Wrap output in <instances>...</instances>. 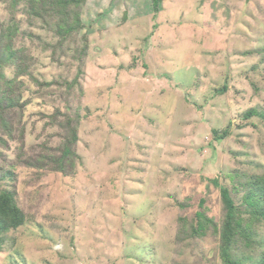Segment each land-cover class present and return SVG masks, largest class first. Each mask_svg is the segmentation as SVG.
Segmentation results:
<instances>
[{"label": "rangeland", "instance_id": "1", "mask_svg": "<svg viewBox=\"0 0 264 264\" xmlns=\"http://www.w3.org/2000/svg\"><path fill=\"white\" fill-rule=\"evenodd\" d=\"M26 9L0 0L21 70L5 77L24 104L0 146V168L14 174L0 189L26 216L0 264H224L221 187L246 221L241 184L264 165V0H160L158 11L151 0H86L83 28L65 41ZM71 128L73 170L38 162ZM199 219L202 238L188 227Z\"/></svg>", "mask_w": 264, "mask_h": 264}, {"label": "trees", "instance_id": "2", "mask_svg": "<svg viewBox=\"0 0 264 264\" xmlns=\"http://www.w3.org/2000/svg\"><path fill=\"white\" fill-rule=\"evenodd\" d=\"M8 1L11 2L12 7H16L19 3H24L27 6L26 13L32 18L40 19L45 24L48 23L55 35L62 36V41L68 39L72 34L78 33L83 28L81 26L83 22L81 11L86 0ZM159 3L160 0H151L153 11H158ZM14 30V27H10L8 31L3 30L0 34V80H3V83L0 84V146L2 147L6 145L9 139L13 138V127L15 124L20 123V116L24 109L20 93H16L17 88L19 89L16 79L5 77V70L8 65H12L13 67L17 65L15 78L21 73L20 65L17 64V62H20V59L11 45L12 35H15ZM81 51L82 55H84L86 48H83ZM16 55L17 57H15ZM252 115H257V113L250 109L246 112L245 117L249 118ZM260 115L264 118V112L260 113ZM67 121H73V118L68 117ZM213 133H215V139L220 140L224 136H227L228 129L222 130L220 135L215 130ZM4 135L7 136V139L3 138ZM76 139L75 129L71 128L69 137L64 141L59 152L56 154L51 152V156L40 157L38 162H46L48 163L46 165L53 166L54 170L61 173H70L75 164L74 158H77L72 148ZM46 165L45 167H47ZM42 167L44 166L40 165V168ZM261 169V174L251 176L241 184V188H243L241 203L245 204L251 213L250 218L246 221L238 215L236 206L230 198L228 190L221 187V197L225 213L220 230L222 240L219 245V255L224 264H244L245 260L246 262L251 260L252 264H264V235L258 233L259 238L256 239L255 231L252 228L253 224H264V165H262ZM13 175V167H9L6 170L0 168V183L12 180ZM213 182L216 183V179ZM15 196V192L12 190L0 189V250L6 240V234L25 223L26 216L17 205ZM195 215L201 218L199 213ZM205 225L200 219L198 221H191L188 223L190 235L202 238L204 236L203 233L207 229ZM212 231L216 232L217 228L213 226ZM242 243L251 248L250 253L258 245L261 251L257 252L256 257H254V259L256 258L255 260L252 258V255L236 257L234 249L237 252H241L238 248L239 244L242 245Z\"/></svg>", "mask_w": 264, "mask_h": 264}]
</instances>
